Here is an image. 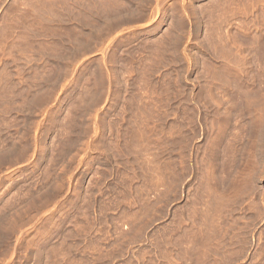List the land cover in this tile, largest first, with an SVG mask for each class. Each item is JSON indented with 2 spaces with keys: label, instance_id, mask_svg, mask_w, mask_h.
Masks as SVG:
<instances>
[{
  "label": "rangeland",
  "instance_id": "obj_1",
  "mask_svg": "<svg viewBox=\"0 0 264 264\" xmlns=\"http://www.w3.org/2000/svg\"><path fill=\"white\" fill-rule=\"evenodd\" d=\"M263 71L264 0H0V264H264Z\"/></svg>",
  "mask_w": 264,
  "mask_h": 264
},
{
  "label": "bare ground",
  "instance_id": "obj_2",
  "mask_svg": "<svg viewBox=\"0 0 264 264\" xmlns=\"http://www.w3.org/2000/svg\"><path fill=\"white\" fill-rule=\"evenodd\" d=\"M80 1V0H79ZM110 1V0H109ZM73 2V1H72ZM75 2V1H74ZM118 2V1H117ZM146 2V1H145ZM148 2V1H147ZM165 2V1H164ZM55 3V2H54ZM60 3V2H59ZM100 3V2H99ZM213 3V2H212ZM47 4V3H46ZM53 4V3H52ZM79 4V3H78ZM90 4V3H89ZM95 4V3H94ZM112 4V3H111ZM143 4V3H142ZM210 5V4H209ZM83 6V5H82ZM141 6V5H140ZM145 6V5H144ZM163 6V5H162ZM208 6V5H207ZM46 7V6H45ZM216 7V6H215ZM66 8H67V6H66ZM78 8V7H77ZM92 8V7H91ZM113 8V7H112ZM156 8V7H155ZM105 9V8H104ZM115 10V9H114ZM53 11V10H52ZM103 11V10H102ZM119 11V10H118ZM181 11V10H180ZM203 11V10H202ZM122 12V11H121ZM100 13V12H99ZM187 13V12H186ZM103 14V13H102ZM202 14H204V13H202ZM134 15V14H133ZM155 16V15H154ZM121 18H122V16H121ZM120 18V19H121ZM198 18V17H197ZM128 19V18H127ZM120 21V20H119ZM82 22V21H81ZM80 22V23H81ZM135 23V22H134ZM126 24V23H125ZM124 25V24H123ZM127 27V26H126ZM103 28V27H102ZM191 31V30H190ZM206 31V30H205ZM84 32V31H83ZM94 32V31H93ZM172 32H174V31H172ZM181 33V32H180ZM117 34V33H116ZM111 37V36H110ZM205 37V36H204ZM206 39H208V38H206ZM214 40H215V38H214ZM206 41V40H205ZM249 41V40H248ZM125 42V41H124ZM151 42V41H150ZM159 42V41H158ZM199 42V41H198ZM210 42V41H209ZM214 42V41H213ZM220 42V41H219ZM244 42V41H243ZM150 44V43H149ZM249 44H250V42H249ZM178 45V44H177ZM221 45V44H220ZM253 47V46H252ZM157 48V47H156ZM251 48V47H250ZM255 48V47H254ZM205 49V48H204ZM237 50V49H236ZM117 51V50H116ZM253 51V50H252ZM194 53V52H193ZM196 53V52H195ZM232 53V52H231ZM250 54V53H249ZM191 55V54H190ZM193 55V54H192ZM217 55V54H216ZM199 56V55H198ZM234 56V55H233ZM248 57V56H247ZM195 58V57H194ZM198 58V57H197ZM234 59V58H233ZM196 60H198V59H196ZM238 60V59H237ZM207 61V60H206ZM195 62V61H194ZM198 62V61H197ZM240 62V61H239ZM245 62L247 63V61L245 60ZM206 63V62H205ZM235 64V63H234ZM237 64V63H236ZM119 65V64H118ZM206 65V64H205ZM232 65H233V63H232ZM251 66L252 65H254V64H250ZM204 66V65H203ZM237 66V65H236ZM239 66V65H238ZM250 66V67H251ZM230 68V67H229ZM239 68V67H238ZM235 69H237V68H235ZM251 69V68H250ZM228 70V69H227ZM243 71V70H242ZM245 71V70H244ZM230 72V71H229ZM232 73H233V71H231ZM264 72V71H263ZM235 73H236V75L239 73V72H236V70H235ZM243 73V72H242ZM211 74V73H210ZM228 74V73H227ZM222 75V74H221ZM220 75V76H221ZM235 75V74H234ZM228 77H230L229 75H228ZM234 77V76H233ZM222 78V77H221ZM231 78V77H230ZM223 79H224V77H223ZM215 80H216V78H215ZM226 82H227V80H226ZM235 84H236V82H235ZM229 85V84H228ZM235 86V85H234ZM237 86V85H236ZM231 87V86H230ZM206 89V88H205ZM209 89V88H208ZM237 89V88H236ZM209 91V90H208ZM235 91V90H234ZM237 93V92H236ZM233 94H234V92H233ZM239 94V93H238ZM250 93H248V95H249ZM256 94V93H255ZM247 95V96H248ZM252 96V95H251ZM255 96V95H254ZM207 97V96H206ZM257 97V96H256ZM208 98V97H207ZM240 98V97H239ZM253 97H250V100L252 99ZM237 99V98H236ZM259 99V98H258ZM118 101V100H117ZM241 101V100H240ZM252 101V100H251ZM238 102V101H237ZM254 103H255V100L253 101ZM233 103V102H232ZM234 104V103H233ZM237 104V103H236ZM251 105V104H250ZM255 105H256V103H255ZM247 108V107H246ZM252 108V107H251ZM249 110V109H248ZM254 111V110H253ZM227 116H228V114H227ZM263 116H264V114H263ZM228 121H230L229 119H228ZM264 126V125H263ZM243 145V144H242ZM214 146V145H213ZM215 147V146H214ZM241 149V148H240ZM214 154H215V152H214ZM214 156V155H213ZM209 158H210V156H209ZM261 159V158H260ZM218 160V159H217ZM39 161V160H38ZM236 161V160H235ZM246 162H247V160H246ZM212 163V162H211ZM234 163V162H233ZM239 163H240V161H239ZM93 164V163H92ZM238 165V164H237ZM240 165V164H239ZM238 165V166H239ZM241 168V167H240ZM244 168H246L245 166H244ZM230 169V168H229ZM234 169V168H233ZM232 169V170H233ZM214 170V169H213ZM224 170V169H223ZM3 178V177H2ZM1 179V178H0ZM220 183V182H219ZM6 187V186H5ZM219 187H220V185H219ZM222 189V188H221ZM221 191V190H220ZM227 191V190H226ZM53 225V224H52ZM47 229V228H46ZM37 234H38V232H37ZM42 246V245H41ZM42 252H44V251H42Z\"/></svg>",
  "mask_w": 264,
  "mask_h": 264
}]
</instances>
